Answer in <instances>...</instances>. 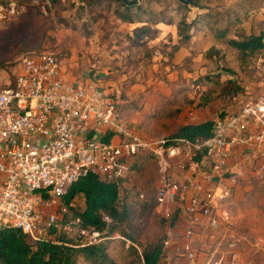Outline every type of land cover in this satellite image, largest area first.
<instances>
[{
    "label": "built area",
    "instance_id": "2783aa9c",
    "mask_svg": "<svg viewBox=\"0 0 264 264\" xmlns=\"http://www.w3.org/2000/svg\"><path fill=\"white\" fill-rule=\"evenodd\" d=\"M52 5L1 0L0 22L31 9L48 15ZM88 78L75 82L52 53H27L13 87L0 89V225L33 241L61 244L57 236L64 233L75 247L121 238L142 255L113 230L118 222L110 215L103 214L100 228L85 226L70 209L77 196L69 204L65 198L89 175L123 187L131 162L144 157L157 167L154 211L181 222L177 242L168 227L165 249L175 244L181 264H251L231 228L229 206L240 180L264 170V97L216 116L208 137L152 139L123 124L117 88L99 75ZM139 197L146 200L143 192ZM203 226L224 230L212 251H199L194 240Z\"/></svg>",
    "mask_w": 264,
    "mask_h": 264
},
{
    "label": "rangeland",
    "instance_id": "374dc122",
    "mask_svg": "<svg viewBox=\"0 0 264 264\" xmlns=\"http://www.w3.org/2000/svg\"><path fill=\"white\" fill-rule=\"evenodd\" d=\"M52 4L48 15L31 9L0 22V89L13 87L27 53H52L71 79L115 70L120 100L126 104L122 110L132 109L123 124L152 139L170 137L183 125L234 112L245 102L264 97V51L244 56L228 39L218 37L219 32L236 39L264 33V0H192L190 4L139 0L130 9L120 0H52ZM237 88L239 93L233 94ZM245 177L230 201L231 228L241 239L244 260L264 264V170ZM157 180L155 163L136 158L120 195V207L126 205L130 216L114 231L136 243L141 253L147 244L166 236L168 227L174 241L180 239V220L172 226L173 216L166 219L154 211ZM142 192L146 200L140 199ZM82 201L78 195L77 208ZM177 208V204L172 207ZM223 236L224 230L204 227L194 240L199 251L207 252ZM106 244L116 264L142 262L138 249L126 240ZM177 249L175 244L168 249L164 245L160 264H181ZM78 264L90 263L80 259Z\"/></svg>",
    "mask_w": 264,
    "mask_h": 264
},
{
    "label": "trees",
    "instance_id": "16d2710c",
    "mask_svg": "<svg viewBox=\"0 0 264 264\" xmlns=\"http://www.w3.org/2000/svg\"><path fill=\"white\" fill-rule=\"evenodd\" d=\"M85 1L92 3L95 0ZM123 5L127 9L134 6V4L128 5L125 2ZM192 21L190 20L189 23ZM218 37L228 39V42L244 56L257 55L264 51V33L236 39L227 38L226 32H219ZM238 91L239 88L235 89L233 94ZM213 124V119L198 124H186L167 138H188L190 140L205 138L212 134ZM122 189V186L115 183L104 181L96 175H89L72 186L65 201L69 204L76 196L81 195L85 202L84 209L80 210L73 206H70V209L75 215L80 216L83 225L100 228L103 225V214H108L113 218L114 223L119 222L118 225L113 224V230H115L119 225L126 223L130 216L128 207L126 205L120 207L119 204ZM176 221L177 216L174 215L170 224L174 226ZM165 237L144 247L140 264H160L165 253ZM57 239L61 244L50 241H33L19 229L0 227V264H78L80 259L90 264H116L107 252L106 242L109 240L93 246L75 247L76 240L64 233L58 235Z\"/></svg>",
    "mask_w": 264,
    "mask_h": 264
},
{
    "label": "crops",
    "instance_id": "0c3cea01",
    "mask_svg": "<svg viewBox=\"0 0 264 264\" xmlns=\"http://www.w3.org/2000/svg\"><path fill=\"white\" fill-rule=\"evenodd\" d=\"M97 74L99 76H101V78H103V80H105L108 83V85L112 86L114 89H116V88L119 89V87H120L121 84H119L120 83V80L117 78L118 77L117 76L118 74H117V72L115 70H112L111 71L110 69H101V72H98ZM88 79H90V78H88V76L85 75V77H80L79 79L78 78H74L73 80L75 82H83V81H87ZM123 105H126V104L123 101L120 100L119 108H120V111H121V119H122L123 122H126V120H128L127 117H129V115L132 112L131 111L132 109L126 108V112H125L124 110H122V106ZM214 118H211V119L214 120ZM80 205L82 206L81 207V210L84 209V207H85L84 200L82 201V203Z\"/></svg>",
    "mask_w": 264,
    "mask_h": 264
},
{
    "label": "water",
    "instance_id": "95a60500",
    "mask_svg": "<svg viewBox=\"0 0 264 264\" xmlns=\"http://www.w3.org/2000/svg\"><path fill=\"white\" fill-rule=\"evenodd\" d=\"M122 1L128 5H133L136 4L139 0H122ZM179 1L185 4H189L192 2V0H179Z\"/></svg>",
    "mask_w": 264,
    "mask_h": 264
}]
</instances>
